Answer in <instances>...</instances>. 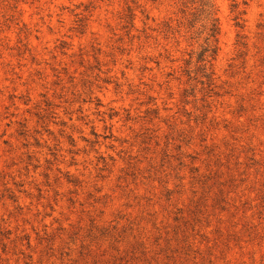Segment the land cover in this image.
I'll use <instances>...</instances> for the list:
<instances>
[{
    "label": "rangeland",
    "instance_id": "374dc122",
    "mask_svg": "<svg viewBox=\"0 0 264 264\" xmlns=\"http://www.w3.org/2000/svg\"><path fill=\"white\" fill-rule=\"evenodd\" d=\"M183 1L0 0V264H264V0L211 82Z\"/></svg>",
    "mask_w": 264,
    "mask_h": 264
},
{
    "label": "trees",
    "instance_id": "16d2710c",
    "mask_svg": "<svg viewBox=\"0 0 264 264\" xmlns=\"http://www.w3.org/2000/svg\"><path fill=\"white\" fill-rule=\"evenodd\" d=\"M236 6V3L233 4ZM181 11L184 13L188 26L192 31V38L203 35V43L199 52L204 75L211 82L214 75L212 60L218 52L220 23L218 8L215 0H184ZM239 25L240 22H236Z\"/></svg>",
    "mask_w": 264,
    "mask_h": 264
}]
</instances>
